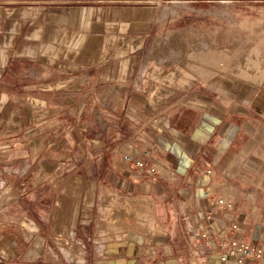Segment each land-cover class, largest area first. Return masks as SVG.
<instances>
[{"label":"crops","instance_id":"1","mask_svg":"<svg viewBox=\"0 0 264 264\" xmlns=\"http://www.w3.org/2000/svg\"><path fill=\"white\" fill-rule=\"evenodd\" d=\"M214 1L0 0V164L22 165L7 188L21 182L47 250L6 221L0 264H222L225 240L264 247V75L148 60L181 16L160 20L164 6ZM229 2L264 20V0ZM129 143L148 153L140 177Z\"/></svg>","mask_w":264,"mask_h":264},{"label":"rangeland","instance_id":"2","mask_svg":"<svg viewBox=\"0 0 264 264\" xmlns=\"http://www.w3.org/2000/svg\"><path fill=\"white\" fill-rule=\"evenodd\" d=\"M220 1L224 0L210 2L204 9H194L191 4L182 3L166 6L172 7L174 15L181 13V16L174 20L172 27L159 39H165L167 44L161 52L156 53L153 45L149 48L148 60L183 64L191 70H201L207 78L218 75L225 80L233 78L243 82L261 79L264 75V20L257 18L255 21L251 8L245 4H232L231 7V4H222ZM257 11L261 12V8ZM188 59L192 60L188 62ZM21 170V164L15 165L14 168L0 164V228H5L3 225L6 221H12L10 225L15 232L26 235L25 246L30 254L41 253L44 257L43 252L47 256L46 245L44 246L42 239L36 235L35 227L29 222L25 211L21 212L22 207H27L20 200L21 182L10 189L7 188L9 175L16 177L15 180H20L18 177L21 176ZM38 180L42 181L41 183L49 182L46 174L38 179L36 175L34 181ZM17 187L18 191L15 190ZM26 226L30 228L29 231L25 229ZM148 231L149 234L151 228ZM61 243L67 244L63 241L59 242ZM35 244L37 251L33 250ZM146 247L150 249L149 245ZM77 253L73 256L79 260L80 249Z\"/></svg>","mask_w":264,"mask_h":264},{"label":"built area","instance_id":"3","mask_svg":"<svg viewBox=\"0 0 264 264\" xmlns=\"http://www.w3.org/2000/svg\"><path fill=\"white\" fill-rule=\"evenodd\" d=\"M210 3V2H209ZM222 4L230 5L229 1H220ZM130 150L126 151L122 155V160L126 163L127 169L130 173L136 177H140L145 169L144 158L147 157V151L145 149H138L132 145L128 144ZM150 173H154L153 168L149 169ZM209 172V173H208ZM208 174L210 171L208 170ZM206 198H212L213 205L219 210H231L232 203L227 201L222 196H213L212 193L206 192ZM211 215H207L209 220ZM237 229V224L231 222L229 226L230 231H235ZM197 239H206L207 234L205 232L196 231ZM216 257L218 261L222 264H244L246 261L255 260L258 264H264V247L258 245H249L243 242L236 241L235 239H228L223 241L219 248L216 250Z\"/></svg>","mask_w":264,"mask_h":264},{"label":"bare ground","instance_id":"4","mask_svg":"<svg viewBox=\"0 0 264 264\" xmlns=\"http://www.w3.org/2000/svg\"><path fill=\"white\" fill-rule=\"evenodd\" d=\"M183 8L186 7V6H182ZM175 11L171 8H167V7H164L162 8L161 12H160V16H159V19L160 20H164L165 18L169 17V16H172L174 15ZM167 44L165 42V39H163L162 41H159V43H157L154 47H153V50H155V52L157 51L158 53L161 51V49L163 47H165ZM156 52V53H157ZM155 54V53H154ZM157 55H161V54H157ZM178 59V58H177Z\"/></svg>","mask_w":264,"mask_h":264}]
</instances>
